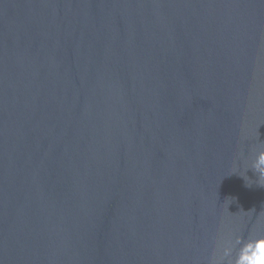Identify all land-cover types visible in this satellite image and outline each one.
Instances as JSON below:
<instances>
[{"label": "water", "instance_id": "obj_1", "mask_svg": "<svg viewBox=\"0 0 264 264\" xmlns=\"http://www.w3.org/2000/svg\"><path fill=\"white\" fill-rule=\"evenodd\" d=\"M259 148L264 0H0V264H259Z\"/></svg>", "mask_w": 264, "mask_h": 264}, {"label": "clouds", "instance_id": "obj_2", "mask_svg": "<svg viewBox=\"0 0 264 264\" xmlns=\"http://www.w3.org/2000/svg\"><path fill=\"white\" fill-rule=\"evenodd\" d=\"M250 166L257 175V186L264 187V148L255 151L250 160ZM247 186L250 187L248 184ZM259 264H264V259L259 261Z\"/></svg>", "mask_w": 264, "mask_h": 264}]
</instances>
